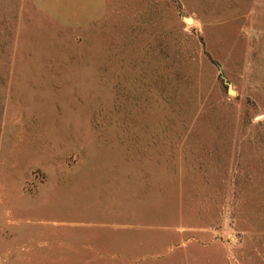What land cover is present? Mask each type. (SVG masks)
Instances as JSON below:
<instances>
[{
	"label": "rangeland",
	"instance_id": "obj_1",
	"mask_svg": "<svg viewBox=\"0 0 264 264\" xmlns=\"http://www.w3.org/2000/svg\"><path fill=\"white\" fill-rule=\"evenodd\" d=\"M0 264H264V0H0Z\"/></svg>",
	"mask_w": 264,
	"mask_h": 264
},
{
	"label": "water",
	"instance_id": "obj_2",
	"mask_svg": "<svg viewBox=\"0 0 264 264\" xmlns=\"http://www.w3.org/2000/svg\"><path fill=\"white\" fill-rule=\"evenodd\" d=\"M228 91H229V92H231V89H230V88H228Z\"/></svg>",
	"mask_w": 264,
	"mask_h": 264
},
{
	"label": "bare ground",
	"instance_id": "obj_3",
	"mask_svg": "<svg viewBox=\"0 0 264 264\" xmlns=\"http://www.w3.org/2000/svg\"><path fill=\"white\" fill-rule=\"evenodd\" d=\"M187 20H189V19H187Z\"/></svg>",
	"mask_w": 264,
	"mask_h": 264
}]
</instances>
